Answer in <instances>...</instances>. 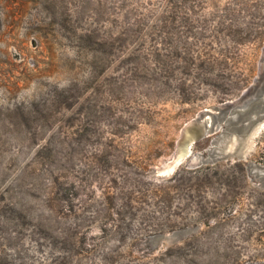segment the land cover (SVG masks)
Returning a JSON list of instances; mask_svg holds the SVG:
<instances>
[{
	"label": "rangeland",
	"instance_id": "1",
	"mask_svg": "<svg viewBox=\"0 0 264 264\" xmlns=\"http://www.w3.org/2000/svg\"><path fill=\"white\" fill-rule=\"evenodd\" d=\"M263 71L264 0H0V264H264V118L176 156Z\"/></svg>",
	"mask_w": 264,
	"mask_h": 264
},
{
	"label": "water",
	"instance_id": "2",
	"mask_svg": "<svg viewBox=\"0 0 264 264\" xmlns=\"http://www.w3.org/2000/svg\"><path fill=\"white\" fill-rule=\"evenodd\" d=\"M255 118H264V71L257 83H254L238 100L222 104L214 112L204 110L196 119L188 122L183 128L176 156L180 159L193 142L219 128L225 132L224 139L229 136L224 144L220 143V147L222 144L223 146L218 152L219 155L239 152L240 150H235L237 143L242 142L241 138L254 131L259 124L255 123L258 121ZM170 163H173V160Z\"/></svg>",
	"mask_w": 264,
	"mask_h": 264
},
{
	"label": "bare ground",
	"instance_id": "3",
	"mask_svg": "<svg viewBox=\"0 0 264 264\" xmlns=\"http://www.w3.org/2000/svg\"><path fill=\"white\" fill-rule=\"evenodd\" d=\"M175 161H176V159L173 162H175Z\"/></svg>",
	"mask_w": 264,
	"mask_h": 264
}]
</instances>
